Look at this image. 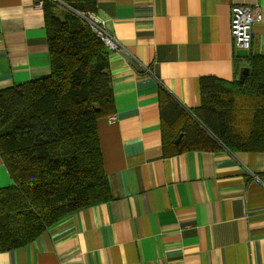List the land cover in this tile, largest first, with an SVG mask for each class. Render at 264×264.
Returning a JSON list of instances; mask_svg holds the SVG:
<instances>
[{
	"label": "crops",
	"instance_id": "obj_1",
	"mask_svg": "<svg viewBox=\"0 0 264 264\" xmlns=\"http://www.w3.org/2000/svg\"><path fill=\"white\" fill-rule=\"evenodd\" d=\"M95 1L120 45L108 51L114 111L97 121L111 199L0 264H264V152L165 150L161 131L173 106L192 119L201 76L231 81L247 54L264 55V0ZM43 2L0 0V90L50 71ZM232 4L260 7L249 51L233 50ZM11 184L0 156V187Z\"/></svg>",
	"mask_w": 264,
	"mask_h": 264
},
{
	"label": "trees",
	"instance_id": "obj_2",
	"mask_svg": "<svg viewBox=\"0 0 264 264\" xmlns=\"http://www.w3.org/2000/svg\"><path fill=\"white\" fill-rule=\"evenodd\" d=\"M42 5L50 71L0 90V156L12 181L0 187V252L111 199L97 136V121L114 111L109 49L80 15L96 12V1ZM245 58L231 81L199 78L194 121L173 106L174 117L161 121L163 149L264 152V55ZM158 97L162 110L169 101L162 86Z\"/></svg>",
	"mask_w": 264,
	"mask_h": 264
},
{
	"label": "built area",
	"instance_id": "obj_3",
	"mask_svg": "<svg viewBox=\"0 0 264 264\" xmlns=\"http://www.w3.org/2000/svg\"><path fill=\"white\" fill-rule=\"evenodd\" d=\"M96 37H98L109 50H118L119 43L109 35L105 22L95 11L80 13ZM229 31L233 50L249 51L252 42V26L261 20V12L258 4L244 5L232 4L230 6ZM111 116L109 120H113Z\"/></svg>",
	"mask_w": 264,
	"mask_h": 264
},
{
	"label": "water",
	"instance_id": "obj_4",
	"mask_svg": "<svg viewBox=\"0 0 264 264\" xmlns=\"http://www.w3.org/2000/svg\"><path fill=\"white\" fill-rule=\"evenodd\" d=\"M242 73H244V74L247 73V68H243V69L241 70V74H242ZM180 136H181V135H179V136L176 138V140H175L176 142L179 141Z\"/></svg>",
	"mask_w": 264,
	"mask_h": 264
},
{
	"label": "rangeland",
	"instance_id": "obj_5",
	"mask_svg": "<svg viewBox=\"0 0 264 264\" xmlns=\"http://www.w3.org/2000/svg\"><path fill=\"white\" fill-rule=\"evenodd\" d=\"M57 11H58V9H57Z\"/></svg>",
	"mask_w": 264,
	"mask_h": 264
}]
</instances>
